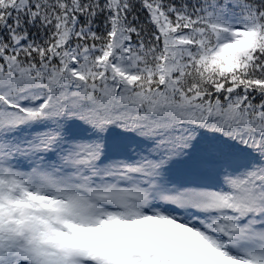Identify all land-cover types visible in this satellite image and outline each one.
Listing matches in <instances>:
<instances>
[{"label": "snow or ice", "instance_id": "6c2138e0", "mask_svg": "<svg viewBox=\"0 0 264 264\" xmlns=\"http://www.w3.org/2000/svg\"><path fill=\"white\" fill-rule=\"evenodd\" d=\"M0 264H264V0H0Z\"/></svg>", "mask_w": 264, "mask_h": 264}]
</instances>
